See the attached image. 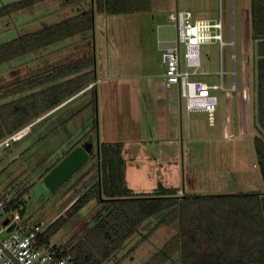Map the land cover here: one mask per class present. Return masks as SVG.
Segmentation results:
<instances>
[{
	"label": "rangeland",
	"instance_id": "obj_1",
	"mask_svg": "<svg viewBox=\"0 0 264 264\" xmlns=\"http://www.w3.org/2000/svg\"><path fill=\"white\" fill-rule=\"evenodd\" d=\"M17 1L21 0H0V9ZM87 8L88 0H43L10 11L0 16V44ZM180 8L191 10L194 18H221L222 22L225 44L222 47L218 42L201 45V65L192 78L207 84L220 83L219 72L223 70L224 87L229 88L234 83L235 90L213 91L218 102L214 124L210 125L204 111L187 112L183 101L179 113L178 97L175 96L177 86L165 88V103L161 105L168 129L155 132L154 123L144 120L148 107L156 108L158 102L148 94L162 79L164 64L159 46H167L163 40L175 36L168 16ZM158 38L162 40L160 45ZM87 55L94 61L96 87L84 94L80 92L73 100V97L68 99L57 111H49L44 115L51 113L46 119L34 120L22 138L12 141L0 152V196L6 193L15 196L23 188L27 190L20 203L8 210L21 214L20 224H40L45 231L73 202L88 178L90 182L95 177V173H90L77 181L96 161V140L121 143L124 169L131 170L126 180L133 194L146 195L176 187L186 194L264 189L253 144L259 131L255 94L257 55L251 29L250 0H151L150 8L144 11L111 15L94 12L90 30L1 63L0 94L21 79ZM135 91L143 92L145 98L134 97ZM26 93L2 96L0 104ZM137 99L145 105L141 112L144 118L139 123L131 116L133 100ZM173 105L177 108L176 114L172 112ZM150 132L155 135L153 141L140 140ZM79 140L80 143L91 140L93 154L61 186L51 191L43 181V173ZM96 210L82 209L52 236L48 246L62 247L79 238L81 226ZM157 220V217L150 219L149 226ZM175 231L176 221H165L132 252L126 253L146 233L143 229L138 231L117 255V259L121 258L119 264H143ZM5 235V232L0 233V238ZM167 264H178L177 256Z\"/></svg>",
	"mask_w": 264,
	"mask_h": 264
},
{
	"label": "trees",
	"instance_id": "obj_2",
	"mask_svg": "<svg viewBox=\"0 0 264 264\" xmlns=\"http://www.w3.org/2000/svg\"><path fill=\"white\" fill-rule=\"evenodd\" d=\"M40 1L43 0L14 2L2 7L0 16ZM88 1L89 8L85 10L1 43L0 64L90 30L94 12L111 15L144 11L150 8L151 0ZM250 12L257 55L255 94L259 131L253 144L256 165L264 184V0H250ZM93 64L92 56H82L21 79L3 90L0 97L27 93L0 104V140L38 118L39 121L46 119L51 113L44 115L50 110L72 97L71 100L75 99L77 93L96 81ZM80 141L47 167L42 177ZM121 147L120 142L99 143L96 161L77 181L90 173H95V177L92 175L90 182L88 178L73 202L39 234V244L48 246L52 236L70 219L90 207L97 210L81 226V236L62 247L53 246L62 254H71L74 264H102L113 259L116 260L113 264H119L121 258L117 259V255L134 234L146 230L126 253L132 252L160 224L171 219L176 221L175 233L143 264H167L174 256H177L178 264H264V189L224 194H177V188H169L146 195L133 194L125 180ZM26 191L23 188L16 192L9 208L18 205ZM153 217L158 220L149 226Z\"/></svg>",
	"mask_w": 264,
	"mask_h": 264
},
{
	"label": "built area",
	"instance_id": "obj_3",
	"mask_svg": "<svg viewBox=\"0 0 264 264\" xmlns=\"http://www.w3.org/2000/svg\"><path fill=\"white\" fill-rule=\"evenodd\" d=\"M168 17L175 29V36L170 40H163L167 46H159L164 64L163 86L170 88L176 85L178 97L183 100L185 109L188 112L204 111L209 124L213 125L218 102L213 91L235 90L234 83L229 88L224 87L223 70L219 72L220 83L207 84L192 77L201 65V45L218 42L222 47L225 44L222 39L221 18H194L192 11L187 8L176 9ZM161 43L162 40L158 38L157 44ZM28 128L29 125L2 138L0 152L12 141L22 138ZM14 197V193L0 196V219H3L0 233H6L4 238H0V264H74L71 254H62L52 246L38 243L37 238L44 231L42 225L20 224L21 214L8 212ZM6 219L8 222L5 224Z\"/></svg>",
	"mask_w": 264,
	"mask_h": 264
},
{
	"label": "crops",
	"instance_id": "obj_4",
	"mask_svg": "<svg viewBox=\"0 0 264 264\" xmlns=\"http://www.w3.org/2000/svg\"><path fill=\"white\" fill-rule=\"evenodd\" d=\"M161 61H162V59H161ZM164 71V70H163ZM163 73V72H162ZM161 77H162V74H161ZM96 82V81H95ZM95 82H93V83H91L92 85L93 84H95ZM94 87H96V84L94 85ZM157 88H155V90H153L152 89V91H150V93L148 94V96H150V98H152V100L154 99H157V107L155 108V107H151V106H149L148 107V115H145V119L144 120H149V121H151L152 123H154V125H155V132H158V131H160L161 133L162 132H164V131H167V127H168V124H167V119H166V117L164 116V112L162 111L163 110V107H162V105L161 104H164L165 103V97H164V89H165V87L163 86V80L161 79V81H159L158 83H157V86H156ZM93 89V88H92ZM88 90H91V88L89 87V85H88V87H86L84 90H82L81 92H83L82 94H84L85 92H87ZM80 93V92H79ZM79 93H77V94H79ZM76 94V95H77ZM172 95H175V94H173L172 93ZM79 96V95H78ZM133 96L134 97H137V98H140V97H144L145 98V96L146 95H144V93L143 92H141V91H135L134 92V94H133ZM175 96H177L178 97V94L176 93V95ZM172 97V96H171ZM67 101V100H66ZM182 101L183 100H181L179 97H178V105H179V107H178V109H179V113H181V109H182ZM64 103V102H63ZM62 103V104H63ZM69 103V101L66 103V104H68ZM130 103H131V100H130ZM65 104V105H66ZM144 106L145 105H143V101L141 100V99H137V100H133V109H132V112H131V116H133V119L134 120H136V122H141L142 120H143V118H144V114L143 115H141V112H142V109L144 108ZM58 107H60V105L59 106H57V107H55L54 109L56 110ZM139 107V108H138ZM171 107H173V108H171L173 111V114H176V113H174V112H176V110H177V108L175 107V105H173V106H171ZM243 107L244 108H246L247 107V105L245 104V103H243ZM149 108L151 109V111H149ZM54 109H52V110H54ZM176 109V110H175ZM52 110H50V111H52ZM58 110V109H57ZM188 112V111H187ZM145 114H146V112H145ZM156 126H160L159 127V129H156ZM154 136L155 135H153V132H150V134L147 136V137H140L141 139L140 140H150V141H153V139H154ZM96 138V137H95ZM94 138V139H95ZM96 142H97V140H96ZM99 142V141H98ZM103 142H119V141H114V140H111V141H107V140H105V141H103ZM95 153H96V145H95ZM128 173H131V170L129 169H124V176H125V180H126V177L128 176ZM132 175V174H131ZM158 182V181H157ZM157 182L155 183V184H157ZM126 183H127V185H129L128 184V182H127V180H126ZM160 183V182H159ZM161 184V183H160ZM151 185H153V182L151 183ZM175 187V186H174ZM153 188V187H152ZM177 188V194H180V193H178V192H182V193H185L184 192V190L183 189H181V188H179V187H176ZM150 190H151V188H150Z\"/></svg>",
	"mask_w": 264,
	"mask_h": 264
},
{
	"label": "water",
	"instance_id": "obj_5",
	"mask_svg": "<svg viewBox=\"0 0 264 264\" xmlns=\"http://www.w3.org/2000/svg\"><path fill=\"white\" fill-rule=\"evenodd\" d=\"M99 142H96V154L98 157ZM93 154V143L91 140L84 141L74 147L62 160H60L53 169L48 172L43 181L45 185L51 190H56L61 186L70 176H72L79 168H81ZM8 219L4 221L6 224ZM7 253V252H6ZM8 254V253H7ZM10 255V254H8Z\"/></svg>",
	"mask_w": 264,
	"mask_h": 264
}]
</instances>
